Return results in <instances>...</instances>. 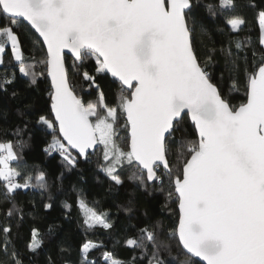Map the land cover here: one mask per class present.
Returning <instances> with one entry per match:
<instances>
[{
  "label": "snow or ice",
  "instance_id": "6c2138e0",
  "mask_svg": "<svg viewBox=\"0 0 264 264\" xmlns=\"http://www.w3.org/2000/svg\"><path fill=\"white\" fill-rule=\"evenodd\" d=\"M200 7L199 0H0V65L6 54L15 65L0 79V92H7L17 73L29 87L42 78L50 81L48 114L35 113L38 130L50 137L44 152L58 153L68 171L97 156L99 171L114 185L127 180L148 195L167 188V197H175L174 228L145 224L123 240L138 256L123 260L104 251V264H196L195 258L206 264H264V53L257 59L253 51L250 60L248 41H236V51L205 45L202 53L198 26L201 35L210 34L198 19ZM204 7L231 33L246 24L235 0ZM257 15L264 45V7ZM25 22L44 49L42 59L25 56ZM217 55L229 65L227 81L223 75L217 81L208 70ZM89 61L91 72L85 69ZM70 74L95 86L97 98L80 95ZM109 74L118 82L111 102L97 83L98 76ZM241 89L244 99L236 103L232 93ZM21 133L17 129L15 142L0 140V188L11 203L6 216L22 221L15 195L47 191L48 179L44 171L34 175L23 168L18 152L27 141ZM77 204L86 230L113 229L108 212L83 198ZM64 207L70 211L72 205ZM136 207L131 198L124 211L134 213ZM0 234V264H25L12 227L0 228ZM44 245V234L33 227L26 252L36 255ZM104 247L86 239L75 264H98L90 254ZM72 251L71 245L60 248L65 255ZM48 264L56 261L49 257Z\"/></svg>",
  "mask_w": 264,
  "mask_h": 264
},
{
  "label": "trees",
  "instance_id": "16d2710c",
  "mask_svg": "<svg viewBox=\"0 0 264 264\" xmlns=\"http://www.w3.org/2000/svg\"><path fill=\"white\" fill-rule=\"evenodd\" d=\"M201 7L198 8V19L208 29V36L201 35L199 26L196 40L201 52L208 47L215 46L217 49L227 48L231 45L235 50L236 41H248L250 46L246 48L249 59H252V52L257 53V59L264 53V45L259 43L261 37L260 24L258 20V9L264 7V0H235L236 14L243 16L246 24L239 33H231L219 19H213L206 11L208 3H215L216 0H199ZM217 27L224 31H217ZM21 32L24 36L23 48L26 57H36L42 59L44 49L34 43V32L24 23ZM11 56L5 55V64L0 65V79L5 74H11L15 65L11 62ZM42 67L41 65L37 66ZM85 69L91 72L92 62L85 65ZM209 72L220 81L223 75L227 81L229 65L226 58L217 55L213 64L209 65ZM76 85L78 93L86 99L95 100L98 93L95 86H89V82L84 81L79 74H70ZM222 81V83L224 82ZM97 83L105 92L106 99L111 102L118 94V82L110 75L106 79L97 77ZM50 81L42 78L38 86L29 87L27 78L17 73V79L8 86L7 92H0V140L17 139V129H22L21 137L27 141V146L22 152H18L23 168L32 171L35 175L38 171H44L48 179V189L19 190L15 195V202L22 209L23 220L17 219L14 215L11 219L6 216L8 208L11 206L9 200L3 195L0 188V228L11 226L16 237L17 247L25 253V264H48L51 257L56 264H75L79 257V246L86 239L101 242L105 247L90 254V259H94L98 264H104L102 253L112 251L114 255L123 260H131L133 256L139 255V250H133L123 245V240L129 235H135L137 230L150 222L159 221L169 230L178 224V205L175 197H167L165 191H153L148 195L137 190V186L131 181H125L121 186L114 185L108 177L99 171L97 167V156L92 157L91 163L81 160L78 166L68 171L62 163L59 154L48 155L44 152L45 141L50 139L46 132L38 130L35 113L43 109L41 114H48V95ZM16 95L13 96L12 92ZM234 102L239 103L244 99L243 89L240 92H233ZM31 105V110L26 106ZM24 113V115H20ZM125 133L121 131V136ZM63 173V177H61ZM78 198H83L98 211H106L110 215L114 227L111 230L96 228L86 230L83 226V214L78 207ZM135 198L137 207L134 213L125 212L128 200ZM51 203V209H45L44 205ZM65 203L71 204L69 211L64 207ZM18 225V227H17ZM35 227L45 236V245L36 255L26 252L25 245L30 240L31 229ZM49 229L52 233L49 235ZM2 239V234H0ZM175 245V241H173ZM71 245L73 251L71 255L60 252L62 246ZM179 254V249H173V256ZM166 259L169 257L165 256ZM183 257L181 256V259ZM196 261V260H195ZM137 264H140L137 261ZM196 264H201L196 261Z\"/></svg>",
  "mask_w": 264,
  "mask_h": 264
},
{
  "label": "water",
  "instance_id": "95a60500",
  "mask_svg": "<svg viewBox=\"0 0 264 264\" xmlns=\"http://www.w3.org/2000/svg\"><path fill=\"white\" fill-rule=\"evenodd\" d=\"M25 24H27L26 22H25ZM29 26V25H28ZM29 28H30V26H29ZM33 32H34V30H32ZM110 75V74H109ZM114 79V78H113ZM179 211V210H178ZM195 260L196 261H198V262H200L201 264H206V262H204V261H202V260H200V258H195Z\"/></svg>",
  "mask_w": 264,
  "mask_h": 264
},
{
  "label": "built area",
  "instance_id": "2783aa9c",
  "mask_svg": "<svg viewBox=\"0 0 264 264\" xmlns=\"http://www.w3.org/2000/svg\"><path fill=\"white\" fill-rule=\"evenodd\" d=\"M54 154H58V153H54Z\"/></svg>",
  "mask_w": 264,
  "mask_h": 264
}]
</instances>
